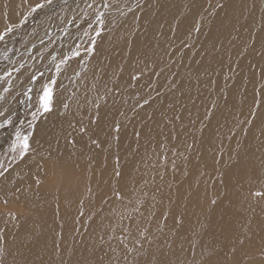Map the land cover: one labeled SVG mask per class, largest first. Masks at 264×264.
<instances>
[{"label":"bare ground","instance_id":"obj_1","mask_svg":"<svg viewBox=\"0 0 264 264\" xmlns=\"http://www.w3.org/2000/svg\"><path fill=\"white\" fill-rule=\"evenodd\" d=\"M0 37V218L38 223L0 264H264V0H0Z\"/></svg>","mask_w":264,"mask_h":264},{"label":"rangeland","instance_id":"obj_2","mask_svg":"<svg viewBox=\"0 0 264 264\" xmlns=\"http://www.w3.org/2000/svg\"><path fill=\"white\" fill-rule=\"evenodd\" d=\"M142 6H140V5H138L137 7H135L134 9H133V12H138V11H140V10H142ZM117 11V10H115V9H110V11ZM109 24H112V23H110V22H108ZM103 34V33H102ZM107 39V38H106ZM106 41V40H105ZM6 48H4L3 49V51L5 50ZM0 53H1V51H0ZM77 74V73H76ZM107 76H109V74H107ZM79 79H82V76L80 75L79 77H78ZM72 80H70L69 82H68V84H69V86H68V84H67V86H66V84L64 85V86H66L67 88L65 89V91H71V88H74V89H79L78 88V85L79 84H74L75 82H74V80L71 82ZM76 81H78V80H76ZM74 82V83H73ZM159 82H160V85H164L165 83H164V81L162 80V79H160L159 78ZM71 85V86H70ZM173 89V87L172 88H170V90H172ZM118 93H120V89H119V91H118ZM4 96H6V93H4ZM74 106V105H73ZM74 107H76V106H74ZM131 107V106H130ZM77 108V107H76ZM132 109H136V108H132ZM131 110V109H130ZM130 110L126 113V114H128L129 112H130ZM74 114V112L72 111V115ZM223 115V114H222ZM249 121V120H248ZM81 122L82 123H84L83 121H82V118H81V121H76V124L77 125H80L81 124ZM94 122V121H93ZM85 127V126H84ZM87 128V127H86ZM133 133H136V131L133 129ZM133 133H130V134H128V135H133ZM125 136L127 135L126 133H123ZM142 136V134H140L139 135V137L137 138V137H134V141L135 140H137V139H140L137 143L136 142H134V145H137V146H139V144H140V142H141V137ZM228 137H229V134L227 135ZM130 142H133V141H130ZM236 147V146H235ZM106 146L103 144V143H101V142H99V144H98V147H97V149L92 153L94 156H96V158L99 160V158L100 157H102V156H108L110 153H112L110 150H106ZM246 148L245 147H241V150L243 151V150H245ZM44 152H42V154H43ZM132 158H134L135 160H137V156L136 155H133V156H131ZM125 158H128V159H130L129 157H125ZM14 160V157L11 159V161H13ZM122 161H125L123 158H122ZM17 162H19V161H16V163L15 164H17ZM126 162V161H125ZM127 164H129V161H127V163L125 164V165H127ZM119 166H120V172H119V175L122 173V175L123 174H126V173H128L131 169L129 168V167H124L123 168V170H122V166H121V164L119 163ZM12 167V166H11ZM105 167H109V168H111V166L110 165H106ZM10 188L11 187H4V188H1V190H0V195H2L4 198H5V195L9 192V190H10ZM22 194H20L17 198H19L20 196H21ZM33 197L32 198H30V199H27L26 201H35L36 199H37V197H35V194L33 193ZM6 200V204H8L9 202H10V200L9 199H5ZM12 211H13V213L12 214H9V215H7L6 217H5V219H1L0 218V221H2V224H4L5 222H8L7 220H14V226H13V228L15 227V226H18V225H20V227H21V229H23L26 225H30L29 224V219L31 220V222H32V224L33 225H37L38 223H36V222H34V220L32 219V217L30 216V211L27 209V208H25V209H22V210H13L12 209ZM262 211H264V210H262ZM262 214H264V213H262ZM142 215V214H141ZM31 224V225H32ZM12 228V229H13ZM33 228V227H32ZM33 230H34V228H33ZM6 235V233H4L3 234V236H5ZM187 241V240H186ZM188 243V242H187ZM169 244H171L170 242H169Z\"/></svg>","mask_w":264,"mask_h":264},{"label":"snow or ice","instance_id":"obj_3","mask_svg":"<svg viewBox=\"0 0 264 264\" xmlns=\"http://www.w3.org/2000/svg\"><path fill=\"white\" fill-rule=\"evenodd\" d=\"M0 38H2V37H0ZM50 95H51L50 92H47V93L45 94V103H44V110H45V111L49 110L48 99H49ZM26 147H27V144H25V148H26Z\"/></svg>","mask_w":264,"mask_h":264}]
</instances>
